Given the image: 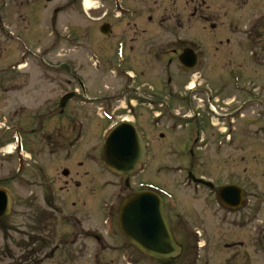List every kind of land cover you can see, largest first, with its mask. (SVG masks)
<instances>
[{
  "label": "rangeland",
  "instance_id": "obj_1",
  "mask_svg": "<svg viewBox=\"0 0 264 264\" xmlns=\"http://www.w3.org/2000/svg\"><path fill=\"white\" fill-rule=\"evenodd\" d=\"M11 1L0 0V119L4 115L15 122H25V117L23 116L25 110L29 109V111H32L33 109L41 108L45 106L46 102L53 104L67 89L74 87L80 89L76 80L73 79L72 73L83 80L87 90L90 78L95 77L98 79L91 84L93 95H97L99 92L101 94L104 91L105 84L109 85V94L112 90L114 93L115 88L116 92H118V86L122 87L123 84L121 85V82L114 79L110 69V73L109 70H106L104 74L109 77L108 79L95 73L92 70L95 66L91 67L92 69L88 68V66H91L90 63H94L101 56L102 52L99 48H97V51L93 49V52H88L89 42L86 36H79V40L71 38L72 44L64 37L69 34L71 29H76V33L80 35L81 30H87L90 27L92 28V26L97 27L98 25L86 15L82 0H52L51 2L47 0H26V2L30 1L31 3L29 5L24 3V13L20 10L21 4ZM32 1H35L36 4H32ZM154 1H147L148 3L146 4H144L146 1H143L140 6L141 9L147 12V8L151 7L154 9V15L167 13L171 14L173 18L176 17L174 16L176 14L184 15L185 21L182 28H178L172 23V20L169 24L162 27L156 24L155 29H169L172 32L176 29L178 33L192 41L195 44L193 46L201 52L200 67L206 68L204 70L205 74H203L205 79L199 81L204 83L203 88L208 86L211 91L219 90V102L216 101L217 99L214 102H209V94L203 91V88L202 91L196 92L197 94L193 99L194 107L200 106L198 112L201 111L205 120L208 123L212 122L215 124V127L210 125L211 127L204 131L205 135L208 132H213L215 135L211 138L209 147H197V163L202 158H206V162L216 164L213 166L217 170L211 176L220 183H226L237 175L243 177L242 168L244 165H239L236 170H232L231 165L228 163L224 164V162L233 156H242L244 154L242 150H244L249 152L248 157L253 156V172H258L260 168H264V0H199L201 6L199 12H202L203 16L199 14L200 16L197 17H192L195 1L192 3L191 0H188V2L186 0H159L158 4H155ZM96 6H99V9L89 11L91 16L96 17L101 10L112 8V6L109 7L108 5L103 7V3L100 2L94 4V7ZM55 8L59 9V16L55 18L57 29L55 21L51 24ZM25 12L28 13V16ZM26 26L27 31H22L21 29H25ZM252 27L254 30L251 32ZM52 29L53 33L51 32ZM22 33L27 35V37L22 36V45L26 46L19 47L17 43H21V41L17 37L22 35ZM58 34L62 37L56 49L53 47H55ZM165 34H169V32L163 31L160 33V35ZM215 35L217 38H215ZM93 38V44L99 41V36ZM226 38L231 40V44L226 43ZM217 39L224 40L219 50L216 49L219 43L216 42ZM19 49H21V52ZM249 51H251L253 59L251 62ZM95 55H98V57ZM89 56H93L92 62L89 61ZM18 61L22 65L21 69L19 71L12 70L11 73L9 67H12ZM164 61L158 60L155 64L153 73L157 78L156 85L163 76H166V62ZM230 61L234 65L237 64L238 68L236 70H240L243 73L241 82L234 81L231 75L224 82L225 84L214 80L223 71L230 70L228 68V65L231 64L229 63ZM56 62H59L57 65L60 66V74L56 73ZM171 68L173 74L184 75L178 61L174 62ZM58 77L59 79H56ZM70 79L72 80L71 83L68 81ZM150 80H142V82L148 84ZM210 80L213 81L210 83L206 82ZM147 84L146 90L150 86ZM173 86L175 92H178L181 87L179 85L176 88V82H174ZM103 93L106 92L104 91ZM78 101L79 97L72 103V108L88 110V104L81 107V103ZM110 101L113 103V105L109 103L113 109L120 108L116 112L117 117L113 116L107 119L102 129L95 127L97 126L95 121L92 126H88L89 130L85 128L83 132L85 138L81 140L83 142L81 147L47 146L48 144L43 139L42 133L28 138V154L32 160L27 155L29 164L21 171L19 170V161L16 154H6V150H8L11 143L7 144L4 139H0V144L4 145L3 151L0 152V177L5 178L11 173L12 177L6 183L9 185L14 199L12 214L3 218V221L6 220L10 226L9 230L0 226V264L9 262L5 258L10 253L15 255L13 264H24V261H20V256L24 254L22 256L24 257L25 254L30 253V249L33 247L36 249L35 252L38 251L40 256L43 255L45 257L42 264H103L98 258L95 257L93 259V257L89 256L86 258L77 256L62 257L59 262L58 256L53 259L50 253L60 239L57 238L55 242L52 233L44 237L46 243L43 246L37 243L27 245L24 242L30 231L36 232L35 226L41 221L39 218L40 213L44 212L51 215L45 210H49L48 208L53 209V204L59 206L60 209L66 205V210L70 209L69 207L71 206L70 202L63 203L62 198L66 192L59 190V186H62L61 182L57 184L55 195L45 191L46 188L41 184H47L49 181L39 178L38 165H43L45 171L50 173L49 176H56L58 172L63 171V167L67 166L72 159H77L80 155L83 156L88 152L86 158H88V172L90 173L89 182L95 179L99 183L100 179L104 178L106 172L103 171L101 159L103 155L102 137L104 130L113 123L120 121L123 117L132 120L134 114L133 112L123 111L121 103L115 102L113 99ZM175 101L176 105L174 108L181 109V112L187 110L181 107L179 99ZM157 103L153 107L156 110L149 108L151 110L149 111L148 108L143 106L136 110L138 115L143 114L140 125L145 131L146 139L149 142V161L142 173L132 177L131 190L138 189L141 183H151L168 190L175 196V203L171 206L167 203L166 209L176 230L177 239L183 241L185 245V251L171 264H264V252L261 251L259 244H250L251 235H245L243 231L239 230V227L230 225L228 219L225 224L218 226V218H216L214 213L217 205L213 194L205 190V188L192 184L188 180L187 172L185 171L187 163L190 162V157L186 156L185 153H189V143H192V139L189 141V137H187V123L185 121V125L182 128V118L180 116H174L173 121L169 120L170 117L165 112L164 106H160L159 101ZM211 103L214 104L220 114L233 113L234 109L240 107V112L244 115L237 117V112L235 114L237 119L235 135L238 134L239 137L237 144L243 142L246 149L241 150L233 145H225L220 152L215 151V145L218 141L216 140L218 139L217 128L223 131L224 127L228 126L225 125L224 119L217 118L216 114H209L212 113L209 110ZM19 106L24 109V112H21ZM97 106H101L100 101ZM154 111L157 113L162 112V115L155 118ZM15 112H18V114H13ZM84 112L78 115L79 119L84 120L86 118L84 116L86 113ZM81 114L82 116H80ZM87 115H89V112ZM99 118L101 119L100 116L97 117V119ZM54 124L52 120L47 129L50 128L49 130L51 131ZM161 133L165 135L164 138L160 137ZM1 141L6 144L1 143ZM173 145L176 154L170 151V146ZM253 172L251 178H253L254 186L251 189L261 192L264 187V175L261 179L260 175L262 172L258 174ZM198 173L201 174L203 172L199 171ZM232 174L236 175L232 176ZM108 179V197H111L113 193L117 196L124 183L119 178L108 176ZM96 181L94 185L98 187ZM238 181L244 182L243 178L238 179ZM40 182L41 184L38 185L37 183ZM105 194L98 188V196L104 197ZM45 199L53 207H50L45 202ZM88 207L90 209L88 210L89 217L86 218L84 217L85 215L82 217V220L85 219L86 224L88 221H97L96 208L93 207L91 210V206L89 205ZM64 216L61 213L59 214L60 218L57 219L59 221L58 226L62 225V231L68 228L67 223L63 219ZM197 232L203 234V236L199 237ZM243 240L249 242H246L242 248H236L235 251L238 252V255L234 256L230 248L231 243ZM204 244H206V247L200 248V245ZM38 246H40L39 249L43 250H38ZM90 246L94 248L97 245ZM96 249L99 250L100 248L96 247ZM124 254L118 257L119 260L114 258V262L107 259L105 264H134L133 258L136 259V257L140 259V264H164L141 253H134L132 261L130 257L125 256L123 258ZM26 264L31 263L26 262Z\"/></svg>",
  "mask_w": 264,
  "mask_h": 264
},
{
  "label": "flooded vegetation",
  "instance_id": "obj_2",
  "mask_svg": "<svg viewBox=\"0 0 264 264\" xmlns=\"http://www.w3.org/2000/svg\"><path fill=\"white\" fill-rule=\"evenodd\" d=\"M12 1L21 4V11L24 9V3H27L28 5L31 3L30 1L26 2V0ZM143 1H146L144 3L146 4L150 0H94L96 3H103V7L108 5L109 7L112 6V8L101 10L99 15L96 17L91 16V13H86V15L98 25L97 27L92 26V28L90 27L87 30L84 29L85 32L84 30H81L80 36L88 37V52H93V49L97 51V48H99V50L102 52L100 57L95 55L98 57L97 61L90 63L91 66H88V68L92 69L91 67L95 66V68L92 70L108 79L109 77L104 74L106 70L110 69L114 75V79H116L118 82H121V85L123 84V88L118 86V92H116L115 88L114 93L112 90L110 94H108L109 92H106L102 96L97 94L95 97H93V87L91 84L94 82V80L98 79L88 76L91 78L90 82H88L87 90L83 80H81L79 76H76V74L72 73L73 79L76 80L77 84L80 86V89L76 87L71 88V91H75L76 95L67 102L64 109H60L58 107L60 105L61 97L66 94V92L59 96L58 101L53 102V104L46 102L44 104L45 106L41 108H36L32 111H29V109L25 110V113L23 114L25 117V122H23L25 129L20 131L24 137V146L26 147V150L28 149L27 140L29 130L33 133V135L37 132V134L42 133L41 135L47 142V146L56 147L57 145H60L62 147L69 146L70 148L76 146L81 147V144L83 143L81 140L85 138V135L83 134L85 128H88L89 130V127L92 126L94 121L97 123V126L95 127H98L99 129H102L106 124V120L100 118L97 119L99 115L101 116L97 106L99 101L101 102L102 106V108H100L101 110H110L113 112V114L118 111L119 108L113 109V103L110 101L111 99H113L115 102L121 103V107L122 103H125V106L122 108H126L131 112H136V110L142 106H148L153 109V107H155L159 101L160 106L165 107V112L169 117L173 115V111H178V115L180 114L186 120L191 117L188 112L194 110L196 113L193 115V118L200 117V119H197V121H199V131L197 134L198 139L200 138L201 132H203L202 130L207 128L208 123L206 122L203 114L198 112L200 106L194 107L193 99L199 91H202V82L199 81V79H205L203 74H205L204 70L206 68L202 66L200 67L199 65L198 69L188 70L187 68H184L182 65H180L183 72L182 74L184 75L181 76L179 73H177L178 75L173 74L172 77L169 76L167 78V86H163L162 82H158L159 85H156L157 78L153 73V70L158 60H166V68L171 69L172 73L171 67L173 63L178 61V64H180L179 56L184 50L194 48L199 58L201 57V52H199L200 50L193 46L195 44L192 41L184 37V35L178 33L176 29H174L173 32L169 29H155L156 24L162 27L166 24H169L172 20L173 24H175L178 28H182L183 22L185 21L183 17L184 15L176 14L174 15L176 16L175 18H173L171 14L167 13L154 15V9L151 7L147 8V12L141 9L140 6ZM186 1L188 2V0ZM194 1L196 4L194 6V11L192 12V17H197L200 15L203 16L202 12H199L201 8L199 0H191L192 3ZM154 2L155 4H158L159 0H155ZM32 4H36V2L34 1ZM115 5L117 6L118 10L122 11L121 14H117L115 12L116 9L113 8ZM58 12L59 9L57 13ZM25 14L28 16V13L25 12ZM103 26H107V33L103 31ZM21 30L27 31V26L25 29ZM76 31V29H71L70 35H76ZM163 31L169 32V34L160 35V33ZM96 36H99V41H96V43L93 44V37ZM225 41L227 44H231L230 39L226 38ZM59 42H61L60 34H58L55 47L53 48L57 49ZM223 43L224 40L221 39L217 44L216 49L219 50ZM119 51L122 52V55H119ZM93 59V56H89V61L92 62ZM229 63L233 64L231 61ZM57 64H59V62H56L55 64L56 73L60 74V66ZM110 70L109 73L111 72ZM223 78L226 80L225 77ZM56 79H59V77ZM147 79L152 80L148 82L150 85L149 88H147L148 90L145 88L147 83L142 82V80ZM214 80H218L217 82L219 83L222 81L220 76L215 77ZM68 81L71 83L72 80L70 79ZM212 81L210 80L207 82L210 83ZM174 82H176V88H178L179 85L181 86L179 89L180 92L178 91L175 93V89L171 85V83L174 84ZM192 82L195 83V86L197 83L198 88L196 90L190 91L189 85ZM127 95L129 96L127 97ZM78 97V102L81 103V107L82 105L88 104V110H76L72 108V103L78 99ZM178 98L179 102H181V107L187 109L183 110L184 112H181V109L178 110V108H174L176 105L175 100ZM134 101H137L136 104H133ZM22 111L24 112V109L21 108V112ZM82 112L86 113L84 114V116H86L84 120L79 119L78 116ZM88 112L89 115H87ZM80 116H82V114ZM52 120L55 124L50 131V128L47 129V127H49ZM192 121L193 120H188L187 124H191ZM210 139V134L203 138L204 148L209 147V143L211 141ZM238 145L242 148L241 142L238 143ZM190 151L191 154H193V151ZM87 154L88 152H86V154L83 156L80 155L77 159H72L67 166L63 167V171L58 172L56 176L53 175L54 177L49 176L50 173L45 171L43 165H38L39 178L41 180L46 179L48 181H53V184H51V182L48 185L41 184V182L37 184L44 186L46 188L45 191L49 194L55 195V192H57V184L58 182H61L62 186H59V190L66 192L65 196L62 198L63 203L65 204V202H70L71 206L68 210H66V205L60 209L59 206H56L55 204H53V209L48 208L49 210H45V208H43L45 211L51 213V215L44 212L40 213L39 218L41 221L35 226L36 232L30 231L24 243L27 245L37 243L41 244L40 246H43V244L46 243L44 237L52 233L55 242L57 238L60 239L58 244L54 246L52 252L50 253L53 259H55L57 256L59 257L58 262L62 257L66 258L67 256L85 258L89 256L93 257V259L96 257L99 261H106L107 259H110V261L114 262V258L119 260L118 257L123 254L124 250L125 252L128 251V256L132 258L134 253L140 254V252L137 250H132L130 247H124L125 238L123 233L120 231L119 210L121 203L126 197L129 196V194L133 193L134 190H131V184L125 183V185L122 184L121 191L117 196L115 193H113L111 194V197H108V176H110V174L107 172L106 174L103 173L105 176L103 179H100L101 181L99 183L95 179H92V181L89 182L88 177L90 173L88 172V158H86ZM30 159L32 160L31 157ZM252 159L253 156L248 157V154L246 156H233L229 159H226L224 164H230L232 170H236L237 166L239 165H244L242 168L243 177H241V175H237L234 179L226 183H220L215 178H213V176H211L217 170L213 166L216 164L206 163L205 165V162H193L189 168L194 170V172L195 170L203 172L199 175L200 177L212 180L215 183L216 187L208 190L211 194H213L217 205V207L214 209V213L216 214V218H218V226L225 224L226 220L228 219V223L230 225L239 227V230L243 231L245 235H251L250 244H259L261 251L264 252V187L261 192L251 189V187L254 186L253 178H251V174L253 172ZM253 173H261L260 177L262 179L264 175V168H260L258 172ZM235 175L236 174H232V176ZM11 177V173L8 174V176H5V178L0 177V188H8L9 185H7L6 181H8ZM241 178H243L244 182L238 181V179ZM120 179L122 181L123 179L126 180V178ZM95 181L98 183V187L94 185ZM226 185L238 186L244 190V203L241 207L238 208L236 203L229 206L218 203V191ZM199 187H205V190H207L206 185L201 184ZM98 188L106 193L104 197L98 196ZM67 191H69V193H67ZM105 201L112 203L110 212L104 209ZM45 202L49 204L46 199ZM165 202L167 203L168 200L165 199ZM89 205L91 206V210L93 207L96 208L97 221H88L86 224L85 219L82 220V217L84 215L86 218L89 217ZM49 206L53 207L51 204H49ZM61 213H63V216L67 213L63 219L67 223L68 228L64 231L61 230L62 225L58 226L59 221L57 219L60 218L59 214ZM106 216H108L110 219V224L105 220ZM105 224L109 225L111 230L110 232L107 231L106 233ZM0 226L7 228V230H9L10 227L6 220L3 221V219H0ZM247 239L249 238L247 237ZM246 242L249 241H233L231 243L230 248L232 249L234 256L238 255V252L235 251L236 248H242V246H245ZM90 245H97L96 247H99L100 249L98 250L96 247L93 248ZM40 246H38V250H43L41 248L39 249ZM183 246L185 251V245ZM30 250L31 252L25 254L24 257H22L24 254L20 256V261H24V264H26V262H30L31 264H42L45 257H43V255L40 256L38 251L35 252L36 249L34 247ZM105 250L107 252H103ZM132 251L133 254L131 255ZM13 257H15V255L12 253L6 255L5 260L9 261L6 264H13ZM133 261L134 264H140L137 257L136 259L133 258Z\"/></svg>",
  "mask_w": 264,
  "mask_h": 264
},
{
  "label": "water",
  "instance_id": "obj_3",
  "mask_svg": "<svg viewBox=\"0 0 264 264\" xmlns=\"http://www.w3.org/2000/svg\"><path fill=\"white\" fill-rule=\"evenodd\" d=\"M180 60L189 67L196 65V58L191 50H186ZM69 97L71 95L65 100ZM104 144L105 165L115 173L131 174L137 171L146 159V143L132 122H121L114 126ZM191 178L195 182H203L193 175ZM238 190L234 186L225 187L220 193L221 200L234 204L236 199L239 205L241 193ZM10 209L8 193L0 190V217L8 214ZM120 225L128 241L150 256L174 259L182 251L170 228L162 200L154 192L142 191L128 197L120 211Z\"/></svg>",
  "mask_w": 264,
  "mask_h": 264
},
{
  "label": "bare ground",
  "instance_id": "obj_4",
  "mask_svg": "<svg viewBox=\"0 0 264 264\" xmlns=\"http://www.w3.org/2000/svg\"><path fill=\"white\" fill-rule=\"evenodd\" d=\"M83 2L86 10H91L94 8V4L92 0H84Z\"/></svg>",
  "mask_w": 264,
  "mask_h": 264
}]
</instances>
